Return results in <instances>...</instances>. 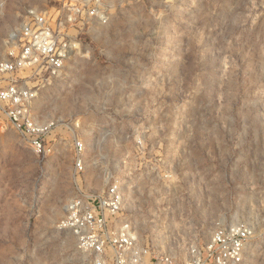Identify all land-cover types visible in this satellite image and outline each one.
<instances>
[{
    "label": "rangeland",
    "instance_id": "obj_1",
    "mask_svg": "<svg viewBox=\"0 0 264 264\" xmlns=\"http://www.w3.org/2000/svg\"><path fill=\"white\" fill-rule=\"evenodd\" d=\"M75 2L0 0V61L30 12L75 44L37 103L45 149L0 124V264H91L69 203L114 185L151 253L184 262L237 226L264 264V0H99L69 23Z\"/></svg>",
    "mask_w": 264,
    "mask_h": 264
},
{
    "label": "built area",
    "instance_id": "obj_2",
    "mask_svg": "<svg viewBox=\"0 0 264 264\" xmlns=\"http://www.w3.org/2000/svg\"><path fill=\"white\" fill-rule=\"evenodd\" d=\"M99 3L76 0L67 10V22L85 21L88 16L103 20ZM63 21L59 19L57 25V19L30 12L17 41L0 61V124L25 137L39 152L45 149L48 128L37 120V103L44 89L66 82L67 63L75 48L64 31ZM77 146L76 170L82 171L84 148ZM122 207L123 195L115 185L99 198L95 207L82 200L69 203L63 228L76 237L81 251L90 255L91 264H242L247 255L251 232L237 226L218 227L205 249H192L184 262L172 255L151 253L139 244L132 224L121 219Z\"/></svg>",
    "mask_w": 264,
    "mask_h": 264
}]
</instances>
